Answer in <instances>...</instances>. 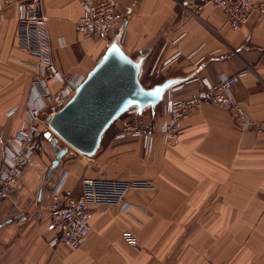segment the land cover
<instances>
[{
  "label": "crops",
  "instance_id": "obj_1",
  "mask_svg": "<svg viewBox=\"0 0 264 264\" xmlns=\"http://www.w3.org/2000/svg\"><path fill=\"white\" fill-rule=\"evenodd\" d=\"M19 1L0 0V171L7 144L29 120L41 70L38 57L17 43ZM202 1L116 0L131 16L108 39L78 32L81 0H42V12L55 62L75 80L117 40L129 55L144 57L142 74L172 59L163 80H179L171 89L175 99L237 75L235 100L264 120V15L256 12L235 30L215 6L196 13ZM164 105L144 114L160 125L168 118ZM127 118L107 130L94 155L70 148L56 167L51 143H42L0 200V264H264V131H242L231 111L205 103L184 119L176 143L166 144L161 134L117 139ZM85 177L147 185L120 204L97 205L81 248L53 245L51 194L58 185L78 194Z\"/></svg>",
  "mask_w": 264,
  "mask_h": 264
},
{
  "label": "built area",
  "instance_id": "obj_2",
  "mask_svg": "<svg viewBox=\"0 0 264 264\" xmlns=\"http://www.w3.org/2000/svg\"><path fill=\"white\" fill-rule=\"evenodd\" d=\"M19 3L17 43L20 48L38 57L41 70L33 79L28 103L29 120L6 146V157L0 171V200L10 196L31 157L42 146L43 135L52 131L50 118L66 105L80 83L74 76L61 71L55 62L47 16L42 12V0H21ZM81 5L83 14L76 21V29L90 38L108 39L117 25L131 16L118 6L116 0H81ZM207 5L221 9L226 22L235 30L246 25L256 12L264 15V1L255 0H203L194 5V11L200 12ZM171 62L172 59H169L160 65L155 64L152 71L160 74ZM237 79V75L224 76L219 82L207 84L189 97L180 99L171 96V87L163 100L167 119L157 125L142 114L135 115L124 123L116 138L136 136L152 140L161 134L166 144L176 143L181 136L184 119L205 103L217 104L231 111L237 127L242 131H264V120L254 119L235 100L232 86ZM146 185L143 181L85 177L78 194L62 185L56 186L51 194L47 226L55 234L51 244L64 243L81 248L91 232V219L97 205L120 204L131 190ZM124 236L130 244H137L131 231H125Z\"/></svg>",
  "mask_w": 264,
  "mask_h": 264
},
{
  "label": "water",
  "instance_id": "obj_3",
  "mask_svg": "<svg viewBox=\"0 0 264 264\" xmlns=\"http://www.w3.org/2000/svg\"><path fill=\"white\" fill-rule=\"evenodd\" d=\"M143 60V56L136 59L125 52L117 40L108 45L70 100L50 118L52 131L45 136L55 153L54 167L70 148L86 156L94 155L107 130L122 115L133 107L139 114L148 107L154 110L164 100L179 80L169 78L152 87L144 86Z\"/></svg>",
  "mask_w": 264,
  "mask_h": 264
},
{
  "label": "rangeland",
  "instance_id": "obj_4",
  "mask_svg": "<svg viewBox=\"0 0 264 264\" xmlns=\"http://www.w3.org/2000/svg\"><path fill=\"white\" fill-rule=\"evenodd\" d=\"M170 66V65H169ZM168 68V67H167ZM166 68V69H167ZM165 69V70H166ZM165 70H161V73L160 74H157L156 73V71L155 72H153L152 70L150 71V72H144L143 74H142V80L144 81V83L146 84V86H151L153 83H157V82H163L164 80V78H165V76H166V74H164V71ZM85 78V77H84ZM83 79V78H82ZM81 79V80H82ZM80 82V81H79ZM163 102V101H162ZM161 102V103H162ZM163 104V103H162ZM162 104H159L157 107H158V109H159V107H161L162 106ZM45 141H47V140H43V143L45 142ZM49 142V141H48ZM50 143V142H49Z\"/></svg>",
  "mask_w": 264,
  "mask_h": 264
},
{
  "label": "trees",
  "instance_id": "obj_5",
  "mask_svg": "<svg viewBox=\"0 0 264 264\" xmlns=\"http://www.w3.org/2000/svg\"><path fill=\"white\" fill-rule=\"evenodd\" d=\"M141 81H142V83L144 84V86H146V84H145L144 81L142 80V75H141ZM158 83H160V82L153 83L151 86H146V87H152V86H154V85H156V84H158ZM158 105H159V104H158ZM158 105H157V106H158ZM157 106H156V107H157ZM149 109H151V108H150V107L146 108V109L143 111L142 115L145 116L148 120H152V121H154V119H153L151 116H147L146 114H144V112H145L146 110H149ZM155 109H156V108H155ZM135 115H139V113L137 112V108H136V107H133V108H131L127 113H125L124 115H122L119 119H122V118H124V117H128L127 120H129L130 118L134 117ZM119 119H118V120H119ZM118 120H116V121H118ZM127 120H126V121H127ZM116 121H115V122H116ZM126 121H125V122H126ZM115 122H114V123H115ZM114 123H113V124H114ZM113 124H112V125H113ZM112 125H111V126H112ZM120 129H121V128H120ZM120 129L118 130V132L120 131ZM118 132H117V133H118ZM117 133H116V134H117ZM103 137H104V136H103ZM42 138H43V140H47V141H49V140L46 138L45 134L43 135ZM49 142H50V141H49Z\"/></svg>",
  "mask_w": 264,
  "mask_h": 264
},
{
  "label": "bare ground",
  "instance_id": "obj_6",
  "mask_svg": "<svg viewBox=\"0 0 264 264\" xmlns=\"http://www.w3.org/2000/svg\"><path fill=\"white\" fill-rule=\"evenodd\" d=\"M126 52V51H125Z\"/></svg>",
  "mask_w": 264,
  "mask_h": 264
}]
</instances>
